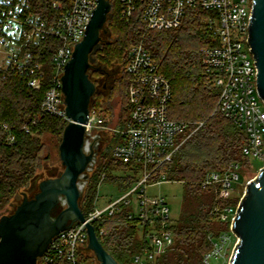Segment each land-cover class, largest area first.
Wrapping results in <instances>:
<instances>
[{
    "label": "built area",
    "instance_id": "1",
    "mask_svg": "<svg viewBox=\"0 0 264 264\" xmlns=\"http://www.w3.org/2000/svg\"><path fill=\"white\" fill-rule=\"evenodd\" d=\"M108 1L111 13L112 2L118 3L121 17L127 22L141 11L142 21L152 31L180 28L187 11L192 8L200 7L213 14L208 24L216 43L203 48L201 54L204 68L219 90L215 112L222 113L244 133V156L264 163V101L257 91L254 56L247 42L252 0ZM27 4V0H0V69L16 73L28 71L31 75L28 83L33 89H39L41 83L48 81L50 84L44 93L41 109L69 123L62 77L76 45L85 37L92 11L98 6L97 0H72L70 7L60 10L53 21L25 13ZM54 7L60 9L61 5L55 3ZM51 38L58 40L60 45L53 57L54 70L47 77L41 65L29 66V56L24 49ZM18 41L24 44L17 46ZM124 72L128 79L129 116L123 127L109 126L101 112L90 108L84 150L93 154V160L82 179L83 194L98 166L107 138H110L109 143L116 140L112 146L114 160L140 177H135L136 181L128 191L104 207H98L99 190L106 180L104 173L97 188L94 209L84 216L87 224L93 226L115 220L124 208L133 204L131 196L135 194L138 208L136 212L128 210V218L139 222V230L145 235L147 245L132 257L131 264H152L174 245L173 227L176 223L167 199L161 195L153 196L149 189L171 182L162 168L172 161L202 123L190 132V123L170 118L172 84L159 73L156 61L142 43L130 48ZM10 142L15 139L11 137ZM239 170L240 164L234 162L223 171H210L200 185L203 189L214 190L217 201H233L234 186L240 180ZM237 208L238 204L217 203L211 209L210 214L217 221L229 224V231L218 236L209 235L212 249L205 255L204 264L226 258L228 244L236 236L232 224ZM100 234H103L102 229ZM85 243H89L88 227L84 222H76L52 239L37 264H82L77 259V251Z\"/></svg>",
    "mask_w": 264,
    "mask_h": 264
},
{
    "label": "trees",
    "instance_id": "2",
    "mask_svg": "<svg viewBox=\"0 0 264 264\" xmlns=\"http://www.w3.org/2000/svg\"><path fill=\"white\" fill-rule=\"evenodd\" d=\"M71 1L27 0L24 12L53 21L60 10L70 7ZM55 3L61 5L60 9L54 7ZM112 13L109 31L115 38L101 46L97 59L107 66L116 60L123 68L122 80L115 81L111 92L122 86L124 112L128 109V79L124 68L130 48L142 43L156 61L159 73L172 84L170 118L190 123V132L202 123L172 161L162 168L169 181L183 185V203L180 215L175 217L174 245L152 264H204L205 255L212 249L209 235L218 236L229 231V224L217 221L210 214L211 209L217 203L237 205L238 199L217 201L214 190L203 189L200 183L210 171H223L234 162L248 161L243 154L246 137L242 130L219 111L215 112L219 90L212 84L202 63L201 50L216 43L208 24L213 14L200 7L192 8L187 11L180 28L152 31L142 21L141 11L127 22L122 19L115 1ZM59 45L58 40L52 38L27 45L24 52L29 56V66L39 64L52 73L53 57ZM30 77L28 71H0V214L17 195L29 189L43 163L49 161V146L43 138L49 135L60 142L68 124L42 111L44 93L50 83L46 81L39 89H33L28 83ZM98 97L91 101L90 108L102 112ZM11 137L15 142H10ZM106 149L110 150V145ZM97 168L82 196L81 208L85 215L94 209L100 175L106 173V179L117 185L122 193L136 181L130 175H114L113 171L128 168L115 160L102 166L100 171ZM128 213L124 208L115 220L94 224L100 242L119 264H131L132 257L147 245L139 222L130 220Z\"/></svg>",
    "mask_w": 264,
    "mask_h": 264
},
{
    "label": "water",
    "instance_id": "3",
    "mask_svg": "<svg viewBox=\"0 0 264 264\" xmlns=\"http://www.w3.org/2000/svg\"><path fill=\"white\" fill-rule=\"evenodd\" d=\"M97 3L85 37L76 45L62 77L66 115L70 119L59 146L64 171L57 178L39 183L35 177L28 189L29 193L38 190L34 197L29 198L26 192L19 194L15 211L0 214V264H37L52 239L76 222L87 225L88 248L99 264H119L100 242L94 226L85 221L80 204L82 179L93 160V154L84 150L86 124L97 90L91 75L95 55L101 48V34L108 18L113 16L108 0H97ZM252 4L247 42L254 56L257 91L264 101V0H252ZM232 231L239 243L230 264H264V168L247 184Z\"/></svg>",
    "mask_w": 264,
    "mask_h": 264
},
{
    "label": "rangeland",
    "instance_id": "4",
    "mask_svg": "<svg viewBox=\"0 0 264 264\" xmlns=\"http://www.w3.org/2000/svg\"><path fill=\"white\" fill-rule=\"evenodd\" d=\"M113 15V13H112ZM112 18H108L105 27H104V32H102V42L101 46L106 45L107 42H111L114 38L115 35L112 34L110 30L111 26V20ZM17 46H22L24 42H16L15 43ZM97 58V53L95 55ZM109 68H111L113 65L118 64L119 65V74H118V80H122L123 77V68L121 65L116 62V60L111 61L108 63ZM3 69H0V71ZM42 72L45 74V76H50L51 72L49 70L43 69ZM91 80L95 82V80H98L95 77L91 76ZM95 84V83H94ZM96 93L93 96L92 100H94L95 96H99L101 104H102V114L105 116V119L107 120V123L111 127H118L124 123L129 116V111L126 109L124 112L123 110V102H122V90L121 87L119 90H116L115 92H111L112 90L107 89L106 93L102 92L100 85H96ZM110 86V83L108 84ZM122 120V121H121ZM63 136V135H62ZM52 136H46L43 138V141L48 144L49 146V155L50 159L49 161H45L43 163V166L39 169L37 173L38 177V182L50 178H57L59 177L63 171L64 167L62 165L60 155H59V146L62 141L59 142L58 139H52ZM110 138H107L106 141L103 143L102 150L100 152H103V157L101 156L100 159V167L97 168V171H100L101 167L108 164L111 160H114L113 154H112V146L116 143V140H113L112 142L109 143ZM53 141V142H51ZM110 145V150H104L106 147ZM104 150V151H103ZM118 163V162H117ZM240 164V180L238 183L235 184L233 194H234V200L238 199V205L245 195L246 192V186L247 183L256 177H258L259 172L261 169L264 167V163L261 162L258 159H249L245 163H239ZM106 174V173H105ZM109 174V173H107ZM114 175L125 177V176H133L136 178L140 177V174L135 175L134 171H131L129 168H125L123 170H115L113 171ZM101 175L98 178V182H100ZM99 185V184H98ZM23 192L27 193L29 198L34 197V195L38 192V190H34L32 192H28V189L23 190ZM150 194L153 196L155 195H161L164 196L167 201L169 202V207L171 209V214L174 217H178L181 213L182 209V203H183V185L179 182H167V183H162L161 185H158L156 187H151L149 189ZM21 194V193H20ZM122 192L119 191L117 185L113 184L111 181L108 179L104 180L102 182L101 188L99 190V195H98V207H104L108 202L111 200H114L121 196ZM97 197V194H96ZM133 204L129 207H127L128 210H133L137 211V199L136 195L131 196ZM82 200V199H81ZM81 204V202H80ZM19 205V201L13 200L11 205H8V207L1 212L2 215L4 214H11L15 211L16 207ZM239 243V239L236 236H233L230 243L228 244L227 250H226V258L220 261H213L212 264H230L231 258L233 257L235 248L237 244ZM77 259L80 263L82 264H99L97 261L95 254L93 251H91L88 248V243H85L84 245L81 246V249L77 251Z\"/></svg>",
    "mask_w": 264,
    "mask_h": 264
},
{
    "label": "flooded vegetation",
    "instance_id": "5",
    "mask_svg": "<svg viewBox=\"0 0 264 264\" xmlns=\"http://www.w3.org/2000/svg\"><path fill=\"white\" fill-rule=\"evenodd\" d=\"M119 68L120 67L118 64H115L111 68H109L106 64H103L100 60L96 58V63L93 66V74L91 76H96L98 80H95L94 83L96 85H100L102 89L101 91L103 93H106L107 89H113L115 81L118 79V74L120 71ZM109 83L110 86H108Z\"/></svg>",
    "mask_w": 264,
    "mask_h": 264
}]
</instances>
